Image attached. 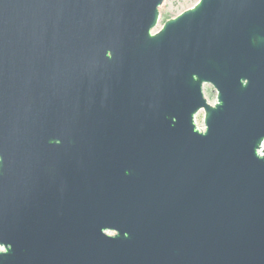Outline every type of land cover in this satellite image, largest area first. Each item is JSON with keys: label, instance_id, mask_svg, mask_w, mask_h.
I'll use <instances>...</instances> for the list:
<instances>
[{"label": "water", "instance_id": "95a60500", "mask_svg": "<svg viewBox=\"0 0 264 264\" xmlns=\"http://www.w3.org/2000/svg\"><path fill=\"white\" fill-rule=\"evenodd\" d=\"M164 1L0 0V264H264V0Z\"/></svg>", "mask_w": 264, "mask_h": 264}, {"label": "rangeland", "instance_id": "374dc122", "mask_svg": "<svg viewBox=\"0 0 264 264\" xmlns=\"http://www.w3.org/2000/svg\"><path fill=\"white\" fill-rule=\"evenodd\" d=\"M198 1L199 0H165L159 7L160 13L158 23L152 31L158 32L165 21L169 20L172 16L182 13L188 8L196 5ZM203 93L206 95L208 104L215 103L216 93L210 86L205 85L203 87ZM203 116V111H200L194 117L195 126L199 130H204ZM262 148L264 149V142L262 144Z\"/></svg>", "mask_w": 264, "mask_h": 264}]
</instances>
